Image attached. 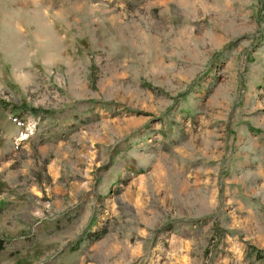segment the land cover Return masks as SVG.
Here are the masks:
<instances>
[{
	"label": "rangeland",
	"instance_id": "1",
	"mask_svg": "<svg viewBox=\"0 0 264 264\" xmlns=\"http://www.w3.org/2000/svg\"><path fill=\"white\" fill-rule=\"evenodd\" d=\"M0 264H264V0H0Z\"/></svg>",
	"mask_w": 264,
	"mask_h": 264
},
{
	"label": "trees",
	"instance_id": "2",
	"mask_svg": "<svg viewBox=\"0 0 264 264\" xmlns=\"http://www.w3.org/2000/svg\"><path fill=\"white\" fill-rule=\"evenodd\" d=\"M2 250V245H1V242H0V251ZM259 258H264V253L260 256L259 255Z\"/></svg>",
	"mask_w": 264,
	"mask_h": 264
}]
</instances>
